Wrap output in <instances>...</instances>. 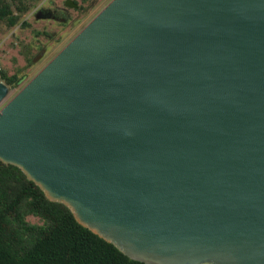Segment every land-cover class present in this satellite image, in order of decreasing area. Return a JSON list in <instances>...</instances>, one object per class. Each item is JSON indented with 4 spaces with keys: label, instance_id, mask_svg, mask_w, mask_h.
<instances>
[{
    "label": "water",
    "instance_id": "1",
    "mask_svg": "<svg viewBox=\"0 0 264 264\" xmlns=\"http://www.w3.org/2000/svg\"><path fill=\"white\" fill-rule=\"evenodd\" d=\"M11 93L0 160L79 224L148 264H264V0H110Z\"/></svg>",
    "mask_w": 264,
    "mask_h": 264
},
{
    "label": "trees",
    "instance_id": "2",
    "mask_svg": "<svg viewBox=\"0 0 264 264\" xmlns=\"http://www.w3.org/2000/svg\"><path fill=\"white\" fill-rule=\"evenodd\" d=\"M39 0H0V24L15 26ZM81 8V6H79ZM23 75L0 68L16 87ZM0 264H148L134 260L49 200L17 166L0 160Z\"/></svg>",
    "mask_w": 264,
    "mask_h": 264
},
{
    "label": "rangeland",
    "instance_id": "3",
    "mask_svg": "<svg viewBox=\"0 0 264 264\" xmlns=\"http://www.w3.org/2000/svg\"><path fill=\"white\" fill-rule=\"evenodd\" d=\"M65 1L39 0L12 28L0 24V68L8 74L19 71V75H23L10 96L40 71L110 0H70V5Z\"/></svg>",
    "mask_w": 264,
    "mask_h": 264
}]
</instances>
